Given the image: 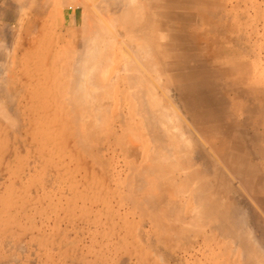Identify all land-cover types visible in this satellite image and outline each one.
Listing matches in <instances>:
<instances>
[{
	"label": "rangeland",
	"instance_id": "1",
	"mask_svg": "<svg viewBox=\"0 0 264 264\" xmlns=\"http://www.w3.org/2000/svg\"><path fill=\"white\" fill-rule=\"evenodd\" d=\"M58 1L0 0V76L7 72L0 83L8 86L4 85L8 89L3 90L5 87L0 84V264H264V0H145L147 6L140 13L147 14V21L138 26L144 29L140 42L149 46L146 52L151 51L160 78L151 71L143 73L152 77H148V82L155 87L153 93L160 104L156 103V108L166 109L170 130L174 129L171 134L182 142L179 151L185 153L178 156L185 159L183 170L194 177L192 181L190 178L189 187L183 180L187 193L176 196L175 202L164 200L155 207L131 198L139 197L146 188L142 183L144 172L142 178L138 177L140 167H146L151 146L149 138L140 134L146 132L133 115L135 106L126 95L128 90H117L123 83L112 79L117 65L113 63L104 70L107 80L102 77L103 83L112 79L115 86L112 91L107 89L110 86L108 91L105 89L109 97L104 95L100 112L94 113L96 120L86 125L85 137L79 124L72 121L70 106L65 105V81L74 66L73 49L56 53L61 67L47 65L43 54L48 41L56 42L51 26L62 22L67 29L75 27L78 33L82 10L76 4L77 22L69 27L74 6L68 0L65 8ZM137 1L144 5L142 0ZM155 4L161 5L158 11ZM134 8L132 12L140 15ZM114 30L124 31L120 25ZM30 38L38 48L26 50L31 55L20 57ZM71 39L66 36V40ZM78 39L75 36L72 40ZM135 42L139 41L134 40V45ZM156 43L161 47H156ZM33 54L41 56L34 57L36 61ZM114 60L119 64L116 56ZM106 65L109 66H101ZM30 73L32 79L26 77ZM45 73L48 74L44 76ZM36 78L43 79L39 87L41 82L38 84ZM156 78L160 79V86ZM51 81L55 93L50 88ZM29 83L38 89L33 86V90ZM117 112L124 115V123L135 121L129 135L137 137L133 144L129 136L130 141L123 139L127 129L122 123L117 122L122 130L115 137L110 136V121ZM97 120L107 127L101 128L97 123L96 130L91 128ZM178 171L170 174L177 183L179 175L184 179V172ZM134 181L137 189L142 185L141 190L136 191ZM138 181L142 184L138 185ZM200 182L202 192L207 191L201 197L209 201L205 203L207 210L204 208L209 214L204 211L206 216L199 217V223L194 219L201 229L198 225L194 229L193 221L189 222L193 228L189 223H173L176 218L172 216L178 212L185 220L192 216L198 206L194 196L197 193L193 191H197ZM163 184L165 190L174 185ZM165 211L171 214L168 216ZM202 219H206L205 223Z\"/></svg>",
	"mask_w": 264,
	"mask_h": 264
},
{
	"label": "bare ground",
	"instance_id": "2",
	"mask_svg": "<svg viewBox=\"0 0 264 264\" xmlns=\"http://www.w3.org/2000/svg\"><path fill=\"white\" fill-rule=\"evenodd\" d=\"M29 1V0H28ZM60 1V0H59ZM58 1V2H59ZM71 1V2H70ZM72 1H74L73 3H72ZM77 1H79V2H76L75 0H69V2H68V0H61V4H63V6L66 8V6L68 5V4H66V2H68L69 3V5H71V6H74L73 7V9L75 8V6H76V4H78L79 5V7L81 8V12H80V14H81V17H80V19H81V23L79 24V26L81 25V27L79 28V30H78V33H76L75 32V27L73 28V29H67L66 28V25H64L62 22H58L59 24L56 26H51V32H52V29L55 31H53L54 32V34L56 35H54L55 37H56V42L53 40V36H52V40L54 41H52V42H49L48 41V43L46 44V46H45V53L43 54V55H45L46 56V58H47V65L49 64H55V65H57L56 67H58V64H59V62H61V61H58V60H56L57 59V55H56V53H58V54H61V53H63L64 52V50L65 49H73V54L75 55V61H74V66H72L73 68H71L70 69V74H69V76L66 78V81H65V86L67 87H64V88H66V90L67 91H65V93L67 92V102H66V104L65 105H69L70 107V113L72 114L71 116L73 117L72 118V121L74 122V123H77V125L79 124V128H81L80 129V131H81V133L84 135V137H85V134H86V130H85V128H86V125H88V124H91V122H90V120H93V121H95L96 120V115L100 112V109H101V102L104 100V95L108 98L109 97V93H106L109 89H110V91H112V89L111 88H113L112 87V85H114L116 82L115 81H118L119 80V82L121 81L123 84H122V86L123 87H116V88H118L117 90H119V88L121 89V88H123V91H124V89L127 91L128 90V94H126L127 96H128V98L131 100V102H132V104L135 106L134 107V109H133V115L134 116H136V117H138V123L141 125V127H143L144 129L143 130H145V132L147 133H145V134H143V133H140L141 135H144L145 137H147V138H149L148 140L150 141V146L152 147V151L151 150H149L151 147H149V149H148V152H149V156H148V152H147V154H146V156H147V158H146V162L147 163H145L146 165H144V163H143V165L144 166H146L144 169H142L141 167H140V171H139V174H141L142 172H144V173H142V174H144V180L142 181V183L143 184H145V187L146 188H144L145 190H141V189H139L140 187L138 186L139 185V181H138V189L139 190H141V193H142V191H143V193L139 196V195H137V196H139V197H135V196H132L131 198L133 199V200H138L139 202H143V203H145L146 205H149L150 204V206L151 207H155L156 206V203H161V202H163L164 200L165 201H174L175 202V199H176V196H178L179 194H180V196H182V194L183 193H187V191H188V189H186L185 187H184V184H183V180L185 181V182H187V184L186 185H188V182L190 181V178H191V181H192V179L194 178L192 175H190V173L189 174H187L184 170H183V164H182V159L183 158H179V156L180 155H183L182 153H185V152H182L181 154H180V147H181V143H180V140L179 141H177V139L175 138V136H173L171 133H172V130H174V129H172V130H170V120H169V116H168V114L166 113V109H163V108H160V109H158V108H156V103L157 104H159V102H158V100H157V102H156V94L155 93H153L154 92V90H155V87L152 85V83H150L149 84V82H148V77L149 78H152V77H150L149 75L147 76V75H145L143 72H154L153 73V75L155 76L156 74H157V76L160 78V72L159 73H157V71H156V69H155V67L157 68V66L155 65V63L153 64L152 62L154 61L155 62V60L153 59L152 60V55H151V51L149 52V53H147L146 52V50H147V47H148V49L150 50V48H149V46L147 45V44H145V43H142V42H140L141 41V39H142V32H144V29L143 28H140V27H138L140 24H141V22L142 21H147V14L146 15H143V16H141V13H140V11L142 10V7L144 8V5H141V3H139L137 0H85L86 2H84V0L82 1V0H77ZM52 2V1H51ZM57 2V1H56ZM32 3V2H31ZM34 3V2H33ZM81 3V4H80ZM66 4V5H65ZM153 4V3H152ZM26 5V4H25ZM33 6H34V4H32ZM35 5H37V4H35ZM41 5V4H40ZM46 5V4H45ZM56 5H57V3H56ZM77 5V6H78ZM167 5V4H166ZM20 6V5H19ZM58 6H59V4H58ZM57 6V7H58ZM152 6V5H151ZM164 6V5H163ZM30 7V6H29ZM42 7V6H41ZM69 7V6H68ZM134 7H136L137 8V10H138V13H140V15L138 14V15H136L135 14V12H132L133 10H132V8H134ZM146 7V6H145ZM36 8V7H35ZM40 8V7H39ZM44 8H45V6H44ZM63 8V7H62ZM78 8V7H77ZM161 8V5H154V9L155 10H159ZM50 10V9H49ZM60 10V9H59ZM165 10H167V9H165ZM25 11V10H24ZM134 11H135V8H134ZM48 12H50V11H48ZM53 12H54V10H53ZM51 13H52V11H51ZM107 15V18H106V16H105V14ZM110 13V14H109ZM112 13V14H111ZM67 14V13H66ZM70 14V13H69ZM72 14V13H71ZM100 14H102V15H100ZM111 16H109V15ZM48 15H50V14H48ZM156 15L157 16H159L160 14H158L157 12H156ZM19 16V15H18ZM105 16V17H104ZM161 16V15H160ZM175 16V15H174ZM24 18V17H23ZM161 18V17H160ZM58 20V19H57ZM56 20V21H57ZM77 20V14H76V12H75V9H74V11H73V14H72V17H71V19H70V21H69V27H73V26H75V24H76V21ZM59 21V20H58ZM42 22V21H41ZM67 22V21H66ZM39 24V23H38ZM43 25V24H42ZM78 25V24H77ZM116 25H120V26H122L123 27V29H124V31L122 32V31H119V30H116V33H115V30H114V26H116ZM68 27V28H69ZM43 28V27H42ZM42 28H40V29H42ZM74 33H75V36H77V38L79 37V39H78V41H76V42H74L72 39L75 37L74 36ZM51 34V33H50ZM50 34H48V35H50ZM53 34V33H52ZM112 34H114V35H112ZM66 36H72V39H71V41H68V40H66ZM50 37H51V35H50ZM175 37V36H174ZM80 38H81V40H80ZM127 38H131L130 40L129 39H127ZM132 38H133V40H132ZM31 39V38H30ZM152 39V38H151ZM157 39V38H156ZM48 40H50V39H48ZM134 40L136 41V40H138L139 42H135V45L133 44L134 43ZM34 41L35 40H33V39H31V41H29V43H27V46H26V48L27 49H24L23 50V53H22V55L20 56V57H23V56H25L26 57V54L27 53H29L28 51L29 50H31V49H33V48H35V43H34ZM154 42H156V40H154ZM65 43V46L63 45ZM157 44V43H156ZM153 45V44H152ZM116 47H117V49H116ZM156 47H161V46H159L158 44L156 45ZM167 47V46H166ZM38 48V47H37ZM37 48H35V49H37ZM26 50H28L27 52H26ZM42 50V49H41ZM44 50V49H43ZM40 51V50H39ZM117 51V52H116ZM31 53H32V51H30ZM40 52H43V51H40ZM39 52V53H40ZM75 52V53H74ZM36 53V52H35ZM41 54V53H40ZM35 55V54H33L31 57L32 58H34V57H36V58H38V56L40 57L41 55ZM54 54H55V57H54ZM28 55V54H27ZM29 55H31L30 53H29ZM35 55V56H34ZM52 55H53V57H52ZM115 56L119 59V64L117 63H115ZM43 57V56H42ZM59 57V56H58ZM29 58V57H28ZM36 58H34L36 61H37V59ZM43 58H45V57H43ZM42 58V59H43ZM46 58H45V61H46ZM52 58V60H50ZM54 58V59H53ZM60 58V57H59ZM28 60V59H27ZM27 60L25 59V61L27 62ZM22 60H20V62H21ZM33 61V60H32ZM40 61V60H39ZM38 61V62H39ZM135 63H134V62ZM16 62V61H15ZM25 62V63H26ZM34 62V61H33ZM33 62H32V66L34 67L35 65L33 64ZM24 63V64H25ZM27 63H29L30 64V62H29V60H28V62ZM40 63H45V62H40ZM65 63V62H64ZM105 64V63H107L109 66H107L106 65V67L105 66H101L102 64ZM113 63L115 64V65H117V71L116 72H114V76L112 75V79H114V82L115 83H113V81H108V84H106V86H105V84L103 83V81H105V80H103L102 79V77L103 78H105V76L107 75V72H105L106 70H108L107 68H109L110 66H112L113 65ZM7 64V63H6ZM35 64H36V62H35ZM52 64V67H54V65ZM157 64V63H156ZM164 64V63H163ZM18 65V64H17ZM22 65V64H21ZM37 65H39V64H37ZM41 65V64H40ZM43 65V64H42ZM60 65V64H59ZM71 65H72V63H71ZM153 65H155V67L153 66ZM11 66V65H10ZM23 66V65H22ZM21 66V67H22ZM27 66V65H26ZM35 67H37V66H35ZM45 67V66H44ZM43 67V68H44ZM48 67V66H47ZM51 67V66H50ZM52 67H51V69H52ZM60 67H61V65H60ZM68 67V66H67ZM12 68V67H11ZM40 68H42L41 66H39V69ZM69 68V67H68ZM68 68H67V70H68ZM103 68V70H102V76L100 75V77L101 78H98L97 77V74L99 73L100 74V72H101V69ZM15 69V68H14ZM20 69V68H19ZM23 69V68H22ZM27 69V68H26ZM25 69V70H26ZM30 69V68H29ZM50 69V68H49ZM55 69V68H54ZM153 71H152V70ZM5 70V69H4ZM3 70V71H4ZM10 70V69H9ZM32 70V69H31ZM30 70V71H31ZM45 69H43V71H44ZM48 70V69H47ZM53 70V69H52ZM51 70V71H52ZM57 70V69H56ZM105 70V71H104ZM145 70V71H144ZM2 71V72H3ZM17 71V70H16ZM24 71V70H23ZM37 71H38V69H37ZM58 71V70H57ZM59 71H61L60 70V68H59ZM115 71V70H114ZM182 71H183V69H182ZM188 71V70H187ZM249 71V70H248ZM1 72V73H2ZM6 71H4L3 73L5 74V75H3V73H2V75H3V77H2V79L4 78V77H7L6 75V73H5ZM27 73V71H24V73ZM34 72V71H33ZM35 72H36V68H35ZM34 72V73H35ZM54 72H56L55 70H54ZM62 72V71H61ZM113 72V71H112ZM19 73H21V72H19ZM19 73H17L18 75H19ZM29 73V72H28ZM39 74L41 73V71L39 70V72H38ZM38 73H35V74H38ZM44 73V72H43ZM57 73V72H56ZM241 73V72H240ZM48 74V73H47ZM46 73H45V75L44 76H46L47 75ZM58 75H59V72L57 73ZM62 74V73H61ZM105 76H104V75ZM109 74H111V73H109ZM1 75V76H2ZM10 75V74H9ZM31 75V73L29 74V75H27L26 77H29ZM53 75V74H52ZM56 75V74H55ZM63 75V74H62ZM1 76H0V79H1ZM12 75H10L9 77H11ZM32 76V75H31ZM29 77V78H33V77ZM43 76V77H44ZM152 76V75H151ZM8 77V78H9ZM13 77V76H12ZM19 77V76H18ZM35 77H36V75H35ZM38 77H39V75H38ZM50 77V76H49ZM60 77V76H59ZM114 77V78H113ZM7 78V79H8ZM20 78V77H19ZM29 78H27V80H29L30 81V79ZM45 78H48V77H44V79ZM61 78V77H60ZM108 78V77H107ZM159 78H156V82H157V80L159 79ZM2 79L0 80V81H2ZM9 79H11V78H9ZM8 79V82H10V80ZM15 79V78H14ZM38 78H36V80H37ZM42 79V78H41ZM40 79V80H41ZM51 79V78H50ZM106 79V78H105ZM110 79V78H109ZM154 79V78H153ZM180 79V78H179ZM5 80V79H4ZM12 80V79H11ZM21 80H23V78L21 79ZM39 79H38V82L37 81H35L34 79H33V81H35L34 83H40L39 85H38V87L40 86V85H42L43 83H42V81H43V79H42V81H40ZM56 80V79H55ZM60 80V79H59ZM107 80V79H106ZM160 80V79H159ZM159 80H158V85L160 86V83H159ZM19 81V80H18ZM24 81V80H23ZM28 81V82H29ZM32 81V82H33ZM48 81H49V79H48ZM54 81V80H53ZM53 81H51V84H49L50 85V88H51V85H52V82ZM152 81H154V80H152ZM241 81V80H240ZM7 82V83H8ZM26 82V81H25ZM24 82V83H25ZM46 82V81H45ZM58 82V81H57ZM63 82V81H62ZM112 82V83H111ZM4 83V82H3ZM3 83H0V84H2L3 86L2 87H5L4 85H6V84H3ZM6 83V82H5ZM22 83V82H21ZM58 83H60V82H58ZM111 83V84H110ZM16 84V83H15ZM30 84V83H29ZM28 84V85H29ZM46 84V83H45ZM157 84V83H156ZM31 85V84H30ZM57 86H59L58 84H56ZM117 85V84H116ZM1 86V85H0ZM33 86L35 87V86H37V85H31V87H32V89H33ZM44 86V85H43ZM108 86H110V88L108 87ZM115 86V85H114ZM118 86V85H117ZM156 86V85H155ZM6 87H8L7 85H6ZM6 87L3 89V88H1V91H2V89L3 90H7L6 89ZM30 87V86H29ZM108 87V88H107ZM27 86H26V88H24V89H26L27 90ZM35 88H37V87H35ZM34 88V89H35ZM45 88V87H44ZM43 88V89H44ZM108 90H107V89ZM115 88V89H116ZM166 88V87H165ZM33 89V90H34ZM38 89V88H37ZM47 89H48V87H47ZM51 89H53V92H54V88H51ZM105 89L107 90L106 92H105ZM11 90V89H10ZM9 90V91H10ZM29 90H31L30 88H29ZM28 90V91H29ZM131 90V91H130ZM200 90V89H199ZM8 91V92H9ZM32 91V90H31ZM30 91V92H31ZM116 91V90H115ZM4 92V91H3ZM7 91H6V94H10V93H8ZM58 92V91H57ZM5 93V92H4ZM22 93H24V92H22ZM34 93V95H35V92H32L31 94H33ZM52 93V92H51ZM55 93V92H54ZM104 93H106V94H104ZM112 93V92H111ZM2 94V93H1ZM21 93H19V95H20ZM38 94L40 95V91L38 90ZM60 94V93H59ZM5 95V94H4ZM18 95V96H19ZM21 95H23V94H21ZM20 95V96H21ZM37 95V94H36ZM35 95V96H36ZM54 95V94H53ZM56 95V94H55ZM54 95V96H55ZM12 96H14V94H12ZM31 96V95H30ZM29 96V97H30ZM34 96V97H35ZM51 96L52 95H50V98H51ZM60 96H61V94H60ZM60 96H59V98H60ZM66 95H64V97H65ZM111 96H112V94L110 95V98L109 99H112L111 98ZM113 96H115V95H113ZM117 96V95H116ZM123 96H124V94H123ZM7 98L6 99H8V96H6ZM22 97V96H21ZM37 97V96H36ZM9 98H10V96H9ZM13 98H16V95H15V97H12V98H10V99H13ZM30 98H33V97H30ZM49 98V97H48ZM47 98V99H48ZM66 98H62V99H66ZM115 98V97H114ZM123 98V97H122ZM51 99H53V98H51ZM54 99H56L55 97H54ZM61 99V98H60ZM9 100V99H8ZM25 100V99H24ZM27 100H29V99H27ZM106 100V99H105ZM13 101V100H12ZM34 100L32 99V102H33ZM37 101V100H36ZM41 101V100H40ZM39 101V102H40ZM46 101L47 100H45V101H43V102H45V104H47L46 103ZM55 101V100H54ZM122 100L121 99H119L118 100V104L120 105V103L119 102H121ZM8 102H10V101H8ZM7 102V103H8ZM20 102V101H19ZM23 102V101H22ZM21 102V103H22ZM31 102V101H30ZM38 102V101H37ZM11 103V102H10ZM15 103H16V101H15ZM24 103H25V101H24ZM27 103H29V102H27ZM51 103V102H50ZM62 103V102H61ZM12 104V103H11ZM32 104V103H31ZM31 104H30V106H31ZM44 104V105H45ZM107 104V103H106ZM110 104V103H109ZM123 104H124V102H123ZM204 104V103H203ZM36 105V104H35ZM54 106H55V104H53ZM160 105V104H159ZM24 106V105H23ZM56 106H58V105H56ZM66 106V107H67ZM106 106V105H105ZM113 106H115V105H113ZM20 107V106H19ZM61 107V106H60ZM107 107V106H106ZM109 107V106H108ZM119 107V106H118ZM159 107V106H158ZM59 108V107H58ZM15 109V108H14ZM107 109V108H106ZM1 110V109H0ZM105 110V109H104ZM66 111H67V109H66ZM65 111V112H66ZM15 112H16V109H15ZM63 112V111H62ZM102 112H105V111H102ZM100 113L99 115H101L102 116V114L103 113ZM127 112V111H126ZM168 112V111H167ZM64 113V112H63ZM94 113H96V115L94 114ZM129 113H130V111H129ZM62 114V113H61ZM111 114V113H110ZM64 116V115H63ZM105 116V115H104ZM124 115L122 114H118V112H117V115H115V116H112L113 117V120H111L110 121V125L111 126H109L110 127V131H109V134H110V136L112 135V136H116L117 135V133L120 131V130H122V128L123 127H125L126 126V129H127V132L123 135L124 137H123V139L125 138H127V139H129V141H130V138H132L131 140L133 141V142H131V144H133L134 142H135V137L136 136H129L130 135V133H131V131L135 128V121H133V120H131V121H129V122H131V123H129L128 121H126L125 123L122 121V119L124 118L123 117ZM171 116V115H170ZM174 116V115H173ZM99 118H101L100 116H98ZM103 117V116H102ZM178 117V116H177ZM172 118V117H171ZM65 119V118H64ZM103 119V118H102ZM102 119H100L101 121H102ZM131 119V118H130ZM176 119V118H175ZM4 122L6 121V119H2ZM66 120V119H65ZM65 120H64V123H66L65 122ZM110 119H108V121H109ZM128 120V119H127ZM100 121V122H101ZM104 121H106V120H104ZM104 121H102V122H104ZM107 121V122H108ZM12 122H14V125H15V121L14 120H12ZM98 122V120H97V122H95V123H92V126H91V128H94L95 129V127H98V125H97V123H99L100 125V127L102 128L103 127V123L101 122ZM122 123L123 124V127H120V126H118L117 124L118 123ZM169 122V123H168ZM7 123H8V121H7ZM105 123V122H104ZM168 123V124H167ZM175 123V122H174ZM11 124V123H10ZM125 125V126H124ZM64 126H65V124H64ZM72 126H73V123H72ZM107 127V124H104V127L103 128H106ZM90 127H88V129H89ZM90 128V129H91ZM101 128H98V129H101ZM173 128V127H172ZM64 129H65V127H64ZM87 129V130H88ZM92 130V129H91ZM96 130V129H95ZM106 130V132H107V129H104V131ZM74 131V130H73ZM72 131V132H73ZM179 131V130H178ZM105 132V133H106ZM177 132V131H176ZM102 133V132H101ZM124 133V132H123ZM135 133V132H134ZM175 133V132H174ZM179 133V132H178ZM136 134V133H135ZM137 135V134H136ZM130 138H129V137ZM177 136H178V134H177ZM144 137V138H145ZM180 137V136H179ZM178 137V138H179ZM108 138V137H107ZM137 138V137H136ZM146 138V139H147ZM139 139V138H138ZM185 139V138H184ZM147 141V140H146ZM181 141H183V139H182V137H181ZM184 141H187V139L186 140H184ZM188 141H190V140H188ZM97 142V141H96ZM99 142V141H98ZM102 142V141H101ZM83 144V142H81L80 141V144L79 145H82ZM123 143V142H122ZM186 143V142H185ZM130 144V145H131ZM138 145H139V143H137ZM149 144V143H148ZM152 144V145H151ZM189 144V143H188ZM91 145V144H90ZM136 145V144H135ZM134 145V146H135ZM184 145V144H183ZM182 145V147H184V146H188V145H184L183 146ZM87 146V145H86ZM178 146H180V147H178ZM82 148H83V145H82ZM186 148H188V149H190V147L188 146V147H186ZM186 148H184V149H186ZM182 149V148H181ZM183 149V150H184ZM128 150V149H127ZM83 151H85V149L83 150ZM87 151H89V150H87ZM188 151V150H187ZM190 151V150H189ZM140 152V151H139ZM90 153V152H89ZM166 153H168V155H166ZM188 154H189V152H187ZM86 154H88V152L86 153ZM178 154H180L179 156H178ZM186 155V154H185ZM191 155H193V154H191ZM90 154L88 155V157L90 158ZM133 156V155H132ZM171 158H170V157ZM135 157H136V154H135ZM185 158V157H184ZM190 158V157H189ZM188 158V159H189ZM134 159V158H133ZM89 160V159H88ZM92 160H94V159H92ZM183 160H185V159H183ZM187 160V159H186ZM91 161V160H90ZM93 162V161H92ZM185 162V161H184ZM133 163H135V162H133ZM194 163V162H193ZM206 163H204V165H205ZM189 165H191V164H189ZM207 165V164H206ZM205 165V166H206ZM192 166V165H191ZM191 166H190V168H191ZM194 166V165H193ZM198 169V168H197ZM178 170H181V172L184 174V179H182V177H181V175H179L178 177H176L175 176V174H174V176L176 177V178H179V179H177V180H179L178 181V183L177 182H174L176 179L174 178V177H172V175H173V172L175 173V171H178ZM183 170V171H182ZM101 171V170H100ZM138 171V170H137ZM195 171V170H194ZM198 171V170H197ZM171 172H172V175L170 176V174H171ZM179 172V171H178ZM198 172H200V171H198ZM192 173V172H191ZM207 173V172H206ZM211 173V172H210ZM138 174V173H137ZM137 174H135V177H138V175ZM141 174V175H142ZM185 174H187V175H185ZM193 174V173H192ZM198 174V173H197ZM205 174V173H204ZM134 175V174H133ZM140 175V177H138V178H142L143 177V175L141 176ZM194 175V174H193ZM200 176V175H199ZM193 177V178H192ZM196 177V176H195ZM133 178H134V176H133ZM134 179H136V180H139V179H137V178H134ZM182 179V180H181ZM195 180V179H194ZM136 181H134L133 182V187H135L136 188V191L138 190L137 189V187L136 186H134V185H136V184H134ZM164 182H166V183H171L172 184V182H173V186L171 187L173 190H171V188H169L170 190H165V189H163L164 187H166V186H164V187H161V186H163V185H165V184H163ZM201 182H203V181H201ZM200 182V185H198L199 187H198V189H197V191H193V192H195V193H197V195H194L195 197H196V199L198 200L197 202H196V204H198V206L197 205H195L196 207H195V209L194 210H192V212H191V214H192V216H190V217H188L187 216V218H186V220L183 218V216H182V218H181V216H179V214L178 213H181V212H178L177 214H176V216H172L174 219V222L173 223H178V224H180L181 222L182 223H184V226L185 225H189L190 223H192L191 221H193V223L192 224H194V222H195V220L198 222L199 220H198V218L200 217V219H201V217H202V215H203V217L202 218H204L205 216H204V214L205 213H207V215L209 214V212H207V211H205V207H207L208 208V206L205 204V203H207V202H209V201H207L208 199H207V197H205V198H203V197H201V196H206V194H203L204 192H206L207 193V191L205 190L204 192H202V190L204 189V188H201L202 186H201V183ZM142 183H140V184H142ZM192 183V182H191ZM190 183V185H192ZM205 182H203V184H204ZM208 182H206V184H207ZM202 184V185H203ZM210 184V183H209ZM229 184V183H228ZM190 185H188V187L190 186ZM205 185V184H204ZM211 185V184H210ZM209 185V186H210ZM175 186V187H174ZM194 187H195V185H193ZM201 186V187H200ZM206 186H208V185H206ZM168 187V186H167ZM174 187V188H173ZM182 187L184 188V191H185V189H186V192H184L183 191V189H182ZM135 188H133V189H135ZM142 188V187H141ZM209 188H211V187H209ZM195 189V188H194ZM206 189H208V188H206ZM193 190V189H192ZM209 190V189H208ZM182 191V192H181ZM210 191V190H209ZM208 191V192H209ZM131 192H134V191H131ZM181 192V193H180ZM211 192V191H210ZM227 192V191H226ZM230 192V191H229ZM136 193V192H135ZM134 193V194H135ZM194 193V194H195ZM202 195H201V194ZM212 193V192H211ZM215 193V192H214ZM209 194V193H208ZM213 194V193H212ZM217 194V193H216ZM184 195V194H183ZM200 195V196H199ZM197 196L200 198H197ZM208 196V195H207ZM217 196V195H216ZM193 197V196H192ZM136 198V199H135ZM178 198V197H177ZM210 198V197H209ZM218 198V197H217ZM204 199H205V201H204ZM212 199H213V195H212ZM216 200V199H215ZM222 200V199H221ZM207 201V202H206ZM166 202V203H167ZM219 202V201H218ZM170 203V202H169ZM193 203H195V200H193ZM155 204V206H153ZM210 205V204H209ZM159 206H161L160 204H159ZM183 206H184V204H183ZM211 206V205H210ZM221 206V205H220ZM147 207H149V206H147ZM213 207V206H212ZM211 207V208H212ZM150 208V207H149ZM160 208H162V207H160ZM174 208V207H173ZM205 208V209H204ZM211 208L209 209V210H211ZM157 210V208H154V210ZM159 209V208H158ZM163 209V208H162ZM150 210H151V208H150ZM152 210H153V208H152ZM153 210V211H154ZM178 210H180V209H178ZM207 210V209H206ZM208 210V211H209ZM217 209H215L214 211H216ZM171 211V210H170ZM173 211V210H172ZM175 211V210H174ZM205 211V213H203ZM219 211V210H218ZM164 212V211H163ZM166 212V214L168 215L169 213L171 214V212H167V211H165ZM177 212V211H176ZM211 212V211H210ZM213 212V211H212ZM156 213V212H155ZM158 213V212H157ZM165 214V213H164ZM172 214H175V212L174 213H172ZM216 214V213H215ZM218 214H219V212H218ZM158 215H160V214H158ZM166 215V216H167ZM182 215V214H181ZM187 215H190V213L189 214H187ZM212 216H214V213H212L211 214ZM211 215H209V216H211ZM162 216H163V214H162ZM166 216H163V217H166ZM169 216V215H168ZM167 216V217H168ZM229 216V215H228ZM166 217V218H167ZM219 217V216H218ZM210 217H208V219H209ZM169 219H170V217H169ZM169 219H167L168 221H169ZM189 219H190V221H189ZM195 219V220H194ZM211 219V218H210ZM209 219V220H210ZM217 219V218H216ZM172 220V219H171ZM171 220H170V222H171ZM203 220V219H202ZM204 220H206V219H204ZM204 220L202 221L203 223H205L204 222ZM176 221V222H175ZM187 222V223H186ZM190 222V223H189ZM200 222V221H199ZM198 222V223H199ZM209 222V221H208ZM162 223V222H161ZM181 223V224H182ZM189 223V224H188ZM165 224V223H164ZM195 224L196 225H194L193 227H194V229H195V227H197L198 228V226H199V228L201 227L200 226V224L198 225L196 222H195ZM202 224V223H201ZM183 225V224H182ZM198 225V226H197ZM222 225V224H221ZM181 226V225H180ZM202 226H205V225H202ZM226 226V225H225ZM189 227H192V225L190 224V226ZM192 227V228H193ZM206 227V226H205ZM209 227V226H208ZM238 227V226H237ZM203 228V227H202ZM226 228V227H225ZM229 228V227H228ZM201 229V228H200ZM199 229V230H200ZM174 230V229H173ZM184 230V228L182 229V231ZM216 230H218V229H216ZM215 230V231H216ZM225 230V229H224ZM228 230V229H227ZM174 231H176V230H174ZM178 231H179V229H178ZM226 231V230H225ZM220 232V231H219ZM228 232V231H227ZM231 232V231H230ZM240 232V231H239ZM183 234H184V232H182ZM221 233V232H220ZM225 233V232H224ZM180 234V233H179ZM231 233H229V235H230ZM234 234V233H233ZM245 234V233H244ZM224 236V235H223ZM220 238V237H219ZM229 238V237H228ZM229 240V239H228ZM232 242V241H231ZM252 243V242H251ZM244 246V245H243ZM252 248V247H251ZM244 249V248H243ZM239 250H240V248H239ZM249 253H251V252H253V251H248ZM248 252H247V254H248ZM245 253V252H244ZM246 254V253H245ZM243 255V254H242ZM250 255V254H249ZM253 255V254H252ZM251 255V256H252ZM248 257V256H247ZM251 258V257H250ZM249 258V260H251ZM252 259H255L254 257H252ZM259 259V258H258ZM261 260H262V258H261ZM252 262V261H251ZM241 264V263H240ZM258 264V263H257ZM262 264V263H261Z\"/></svg>",
	"mask_w": 264,
	"mask_h": 264
},
{
	"label": "crops",
	"instance_id": "3",
	"mask_svg": "<svg viewBox=\"0 0 264 264\" xmlns=\"http://www.w3.org/2000/svg\"><path fill=\"white\" fill-rule=\"evenodd\" d=\"M142 1L144 2V3H143V4H144V6H147V4L145 3V0H142Z\"/></svg>",
	"mask_w": 264,
	"mask_h": 264
}]
</instances>
